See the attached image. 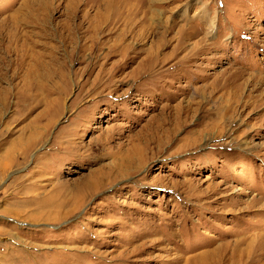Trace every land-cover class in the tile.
Wrapping results in <instances>:
<instances>
[{
  "label": "rangeland",
  "instance_id": "obj_1",
  "mask_svg": "<svg viewBox=\"0 0 264 264\" xmlns=\"http://www.w3.org/2000/svg\"><path fill=\"white\" fill-rule=\"evenodd\" d=\"M0 264H264V0H0Z\"/></svg>",
  "mask_w": 264,
  "mask_h": 264
},
{
  "label": "bare ground",
  "instance_id": "obj_2",
  "mask_svg": "<svg viewBox=\"0 0 264 264\" xmlns=\"http://www.w3.org/2000/svg\"><path fill=\"white\" fill-rule=\"evenodd\" d=\"M113 24V23H112ZM209 26V25H208ZM211 26H213V25H211ZM212 28V27H211ZM150 74V73H149Z\"/></svg>",
  "mask_w": 264,
  "mask_h": 264
}]
</instances>
